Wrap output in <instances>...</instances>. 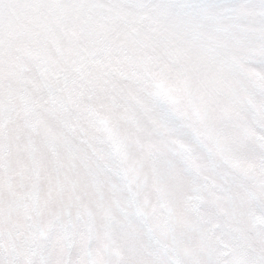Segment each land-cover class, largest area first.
Here are the masks:
<instances>
[{
    "label": "snow or ice",
    "instance_id": "snow-or-ice-1",
    "mask_svg": "<svg viewBox=\"0 0 264 264\" xmlns=\"http://www.w3.org/2000/svg\"><path fill=\"white\" fill-rule=\"evenodd\" d=\"M0 264H264V0H0Z\"/></svg>",
    "mask_w": 264,
    "mask_h": 264
}]
</instances>
